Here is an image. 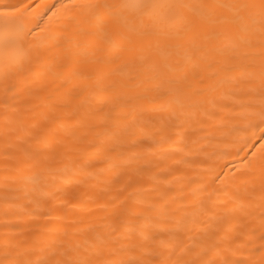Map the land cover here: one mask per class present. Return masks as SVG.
Masks as SVG:
<instances>
[{"label":"bare ground","instance_id":"1","mask_svg":"<svg viewBox=\"0 0 264 264\" xmlns=\"http://www.w3.org/2000/svg\"><path fill=\"white\" fill-rule=\"evenodd\" d=\"M0 264H264V0H0Z\"/></svg>","mask_w":264,"mask_h":264}]
</instances>
